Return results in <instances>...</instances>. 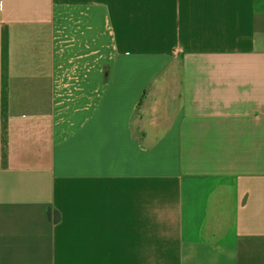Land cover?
<instances>
[{
    "label": "crops",
    "instance_id": "obj_1",
    "mask_svg": "<svg viewBox=\"0 0 264 264\" xmlns=\"http://www.w3.org/2000/svg\"><path fill=\"white\" fill-rule=\"evenodd\" d=\"M0 264H264V0H0Z\"/></svg>",
    "mask_w": 264,
    "mask_h": 264
},
{
    "label": "water",
    "instance_id": "obj_2",
    "mask_svg": "<svg viewBox=\"0 0 264 264\" xmlns=\"http://www.w3.org/2000/svg\"><path fill=\"white\" fill-rule=\"evenodd\" d=\"M112 62L107 59H100L96 65V68L100 70L99 75V93H97V98H100L106 92L109 84L110 77L112 72ZM163 67L162 63L155 62L148 66L142 67L134 81L132 82L131 88L127 93L131 97L134 98V106L138 102L139 98L144 94L146 87L157 77V75L161 72ZM179 90H180V80L178 73L176 71H172L165 78V84L151 92V94H156L159 96L160 101L155 104L153 108H147L146 110H152V114L146 116L144 120H153L155 125H166L169 124L174 118L177 108H178V100H179ZM108 95L106 97V105H105V118L110 114L111 102L116 99L113 90L110 88L107 91ZM156 134V131L151 133L153 136ZM113 143L108 144L101 153V164L102 171L106 174L110 168V153L113 149ZM225 188L228 194V203L231 200L232 192L234 188V183L232 180L227 179L224 181ZM230 210L227 211L226 216L224 217V221L222 224V230L226 232L228 227L230 226Z\"/></svg>",
    "mask_w": 264,
    "mask_h": 264
},
{
    "label": "rangeland",
    "instance_id": "obj_3",
    "mask_svg": "<svg viewBox=\"0 0 264 264\" xmlns=\"http://www.w3.org/2000/svg\"><path fill=\"white\" fill-rule=\"evenodd\" d=\"M157 139H158V140H160V138H159V137H157ZM154 146H156V144H154ZM150 161H152V158H150Z\"/></svg>",
    "mask_w": 264,
    "mask_h": 264
},
{
    "label": "flooded vegetation",
    "instance_id": "obj_4",
    "mask_svg": "<svg viewBox=\"0 0 264 264\" xmlns=\"http://www.w3.org/2000/svg\"><path fill=\"white\" fill-rule=\"evenodd\" d=\"M156 79H158V78H156ZM155 82H156V80L153 82V84H155Z\"/></svg>",
    "mask_w": 264,
    "mask_h": 264
}]
</instances>
